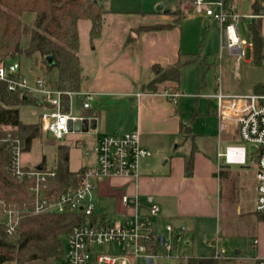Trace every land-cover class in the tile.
Segmentation results:
<instances>
[{
    "label": "built area",
    "instance_id": "2783aa9c",
    "mask_svg": "<svg viewBox=\"0 0 264 264\" xmlns=\"http://www.w3.org/2000/svg\"><path fill=\"white\" fill-rule=\"evenodd\" d=\"M196 11L201 10L204 15L220 25L221 47L223 45L238 59L243 56V48L252 46L238 36L237 23L239 16L233 3L226 8L223 0L210 3L206 0H186ZM261 8L257 12L245 16L248 19H264V0H260ZM0 83L6 84L10 92H21L26 99L34 98L35 106L40 109V129L56 140L62 139L68 132V120L76 119L64 110L61 96L64 94L49 82L37 78L29 84L20 74L19 63L15 60L9 64H0ZM72 93H68L70 96ZM81 110L91 109L93 94L80 92ZM167 98L175 100L179 93L164 92ZM213 101V112L221 130L226 124L236 126L239 143L225 147L219 154L225 164L245 165L248 153L243 143L254 146L257 156L255 162V205L257 214H264V95L242 94L231 95L222 91L218 81L214 92L207 95ZM3 144L9 148L10 161L8 170L18 179L30 180L28 198L20 207L0 199V226H3L9 235L16 230L23 215L41 214H75L84 217V221L76 225L66 237V251L64 264H138L147 258L157 256L149 252V248L158 241L154 234L155 224L151 219L159 218L158 206L152 204L146 208L144 214L136 210L140 202L136 195H123L121 203L134 211L124 218L105 216L94 212L93 197L96 183L108 177L137 176L138 162L150 156L149 151L140 144V133L132 129L126 133L102 135L93 146L92 153L95 163L91 167L82 169L76 186L55 196L49 192L48 181L55 176L54 168L47 169L40 161L26 158L21 141L15 137H0V149ZM25 157V159H24ZM28 162L31 165H28ZM41 166V169L37 167ZM164 241L160 245L166 253L172 251L167 240L181 242L184 239L185 228L165 227ZM253 240L251 247H256ZM111 248L108 253L95 250L96 247ZM216 258L225 255V249L219 248L214 253ZM254 264H264V258H252Z\"/></svg>",
    "mask_w": 264,
    "mask_h": 264
},
{
    "label": "rangeland",
    "instance_id": "374dc122",
    "mask_svg": "<svg viewBox=\"0 0 264 264\" xmlns=\"http://www.w3.org/2000/svg\"><path fill=\"white\" fill-rule=\"evenodd\" d=\"M103 8L114 11H142L152 13L155 6L163 2L166 10L178 11L183 14L180 20L177 39L179 41V49L184 54H200L197 62L184 68L179 78V98L170 100L171 105L176 110V115L180 122L190 126L192 133L195 135L193 142L195 143L200 155L208 156L212 160L213 167L219 162L217 152H224L225 146L238 144L239 138L237 130L234 126H229L223 133L225 142H222L217 148L218 120L211 114L213 101L206 98L211 95L218 81L222 87V91L231 95H242L255 93V87L264 84V59L261 66H255L251 63V47L243 48V56L236 59L229 53V50L223 45L221 47L220 25L216 21L208 18L203 12H198L192 6L184 1L179 0H99ZM210 3L216 0H206ZM253 0H232L236 6V13L239 16L237 23L238 36L247 44L251 41V34L248 30V24L251 19L246 18L252 14ZM170 20L166 24H171L176 16L169 14ZM112 13H107L104 17L103 34L116 24V19L112 17ZM21 21L28 27H32L34 14H23ZM262 21L261 34L264 36V19ZM149 22L140 19L131 28V34L135 37L133 30L139 27H153L162 25H149ZM144 25V26H142ZM149 25V26H147ZM91 23L88 20L78 22L77 30L79 37L78 54L84 56L89 52V29ZM28 39H22V45H27ZM37 55L33 57H18L15 61L19 63L20 73L25 77L29 84H32L36 78L53 83L57 76L56 69L46 70L42 65L36 64ZM12 60L7 59L6 65ZM83 75V82L86 81ZM80 92H83L82 87ZM78 92V93H80ZM73 93L69 96V111L71 117L77 118L83 114L81 110V96ZM30 99V98H29ZM94 99V98H93ZM111 101V100H110ZM30 105L21 106L19 108V118L23 124H34L38 122L40 109L35 106V99L31 98ZM94 100L91 105H94ZM123 102H120V105ZM92 108V107H91ZM94 110V109H93ZM102 121L96 132H69L62 139L56 140L50 135L39 132L38 138L33 140L31 149L26 153V158H33L34 161H40L44 158V164L47 169L54 166L57 145L67 146L69 148V169L75 171L83 165L92 164L94 155L92 153L96 137L99 132L105 133L102 128ZM248 158L245 166L233 165L231 169L239 172V175L233 171H225L226 179L223 182L222 197L220 199V213L217 219H206L200 221V228H194L192 222H187L189 231L188 236L177 244L170 239L172 251L166 253L161 248L158 250L157 256L152 258V264H178V259L183 260L186 257L194 256L200 258L212 257L215 248H219V243L223 237L218 238L221 231L222 236L230 238L226 241L225 246L229 249L228 257L236 263L233 248L239 247L242 250V256L251 259L256 254V250L264 251V221L258 219V214L254 211V183L252 181V173L256 162L257 152L253 145L243 143ZM191 146V144H188ZM187 146V148H188ZM24 157V159H25ZM222 159V158H221ZM223 160V159H222ZM33 162L29 163L31 165ZM240 176V179H239ZM105 181L102 179L99 182ZM106 191V190H104ZM118 199L100 198L95 193L93 197L94 212L102 215H111L117 211L119 203ZM142 204L136 210L140 214L146 212V199H138ZM142 201V202H141ZM151 224H155L154 234L163 236L165 227L172 225L169 220L159 218L151 219ZM175 227V226H173ZM203 232V233H201ZM187 233V232H185ZM258 237L256 247H251L252 241ZM189 240V245H185L184 241ZM218 244V245H217ZM217 246V247H216ZM63 249L66 251V238L63 241ZM96 251L105 253L111 248L96 247ZM253 260H242L240 264H252ZM28 264H64V261H33ZM138 264H146L145 260Z\"/></svg>",
    "mask_w": 264,
    "mask_h": 264
},
{
    "label": "crops",
    "instance_id": "0c3cea01",
    "mask_svg": "<svg viewBox=\"0 0 264 264\" xmlns=\"http://www.w3.org/2000/svg\"><path fill=\"white\" fill-rule=\"evenodd\" d=\"M179 1L190 4L186 0ZM160 3L163 5L162 10L157 12L154 8L152 13L105 9L107 11L105 15L112 13V17L116 19V24L103 34L104 15L101 34L93 41L94 49H91L89 45V52L84 56H80L77 52L82 75L86 77V81L81 87L83 92L93 94L94 99L92 98V100L95 104L91 105V109L98 112V117H87L84 115L85 111L82 110L83 114L77 118L95 119L97 122L96 130L102 121L101 129L108 132L106 134H122L137 129L140 133L141 146L150 153L148 158L138 162L135 178L108 177L96 185L94 196L96 193L100 198L118 199L116 201L119 203L117 211L110 213L109 216L123 219L126 214L132 213L133 209L123 206L121 197L123 195H136L138 199H146L144 202L146 207L152 204L158 206L160 218L169 220L175 227H184L185 232H187L184 234L185 238L189 231L192 233L187 227V222H192V226L199 231L200 221L219 217L223 182L227 178L226 173L223 179L219 178L220 166L224 172L233 171L238 175L239 172L231 169L233 165L223 162L219 157L220 151L217 152L219 162L216 167H213L212 160L208 156L199 154L193 142L195 135L190 126L180 122L175 108L170 103L172 99L164 95V92L180 94L178 84L171 81L164 82L158 85L156 93L152 94L142 90L143 84L153 77L152 65H158L162 68L170 67L177 62L179 54H184L179 49L176 34L178 26L170 30L142 32L135 35L130 43H126L128 33L131 31L130 27L134 26L140 19L154 22V24H149L150 26L162 25L170 21L167 19L171 18L169 15L171 10H166L163 2ZM259 3L261 5L260 0ZM233 5L235 6L234 3ZM229 53L234 56L230 51ZM49 83L54 85V81ZM121 101L123 104L120 105ZM211 114L215 117L213 107ZM37 123H39V119ZM180 125L189 127L190 132L187 136L179 131ZM229 126L236 128L235 125L226 124L225 130H221V126L218 124L217 148L227 140L223 133ZM96 130L89 132H96ZM102 135L105 133H98L95 144ZM193 144L196 147V152L192 176L186 177L184 157L189 154ZM94 163L95 157L92 164L83 165L75 171L69 170L76 172L85 167H91ZM251 177L256 197L255 165ZM230 238L233 237L226 238L223 236L222 242H218V247L225 249V243ZM254 240L258 244V237ZM184 243L189 245V240L187 239ZM219 248H215V251ZM233 252L237 262H232V264H240L242 260L251 261L253 257L264 258V251L262 250H256L255 256L251 259L242 256L240 246L233 248ZM229 258L233 260L231 257Z\"/></svg>",
    "mask_w": 264,
    "mask_h": 264
},
{
    "label": "trees",
    "instance_id": "16d2710c",
    "mask_svg": "<svg viewBox=\"0 0 264 264\" xmlns=\"http://www.w3.org/2000/svg\"><path fill=\"white\" fill-rule=\"evenodd\" d=\"M99 1V0H98ZM100 2V1H99ZM228 8L232 0H223ZM259 0H253L252 11H259ZM107 11L97 0H0V64L7 59L16 60L18 57H33L37 55L36 64L46 70L56 69L57 76L54 86L64 94L61 102L65 111H69L68 93H78L83 82L82 68L77 55L79 37L77 25L81 20L91 23L89 29L90 48L94 49L93 41L101 34L103 17ZM178 15L169 25L139 27L133 33L146 31L170 30L179 26L183 14L169 11ZM23 14H34L32 27L25 25L20 17ZM251 34V63L261 66L264 59V36L261 34L262 21L254 19L248 24ZM27 38V45H22V39ZM134 39L131 31L126 43ZM50 57L52 65H48L45 58ZM200 54H179L177 62L167 68L152 65L153 77L142 86L145 93H156L157 87L164 82L179 83L181 70L198 61ZM255 94L264 95V84L255 87ZM21 92H10L6 84L0 83V137H17L23 150L27 153L31 149L33 140L42 132L39 123L23 124L19 118V108L30 105ZM85 116L96 118L98 112L89 109ZM179 131L187 136L188 126L180 125ZM68 147L57 145L55 148L54 178L48 181L49 192L55 196L76 186L82 169L72 172L69 170ZM196 147L193 144L187 156L184 157V171L186 177L192 176ZM9 148L3 144L0 149V199L20 207L28 198L30 180L15 178L9 170ZM44 166V158L42 159ZM222 166L219 168V178H224ZM258 219L264 221V214H258ZM84 221V217L75 214H41L21 216L16 230L9 235L0 226V264H28L33 261H64L65 251L63 241L73 228ZM223 237L221 231L218 238ZM158 241L149 248V252L158 251ZM227 247L225 255L216 258L186 257L178 259V264H232L228 257ZM152 259V258H151Z\"/></svg>",
    "mask_w": 264,
    "mask_h": 264
},
{
    "label": "water",
    "instance_id": "95a60500",
    "mask_svg": "<svg viewBox=\"0 0 264 264\" xmlns=\"http://www.w3.org/2000/svg\"><path fill=\"white\" fill-rule=\"evenodd\" d=\"M97 3L100 4V2L97 0ZM162 3H159L156 7H155V11L160 12L162 10ZM46 62L48 65H52V60L51 58L48 56L45 58ZM97 127V122L95 119H87V118H76L74 120L70 119L67 122V130L68 132H89V131H95ZM38 169H41V166L37 167ZM164 241V237L163 236H159L158 237V242L160 245L163 244ZM146 264H152V259L151 258H147L145 260Z\"/></svg>",
    "mask_w": 264,
    "mask_h": 264
}]
</instances>
